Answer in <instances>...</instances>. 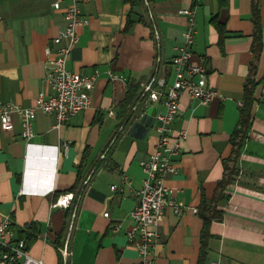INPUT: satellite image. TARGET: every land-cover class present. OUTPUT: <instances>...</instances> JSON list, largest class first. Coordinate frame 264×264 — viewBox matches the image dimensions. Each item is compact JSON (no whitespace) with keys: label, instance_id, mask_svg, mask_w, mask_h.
Masks as SVG:
<instances>
[{"label":"crops","instance_id":"0c3cea01","mask_svg":"<svg viewBox=\"0 0 264 264\" xmlns=\"http://www.w3.org/2000/svg\"><path fill=\"white\" fill-rule=\"evenodd\" d=\"M52 1L0 0L3 102L32 107L41 92L53 93L45 49L56 46L53 38L66 20ZM73 1L64 0L63 7ZM76 1L89 24L79 28L68 68L100 73L91 105L61 129L54 127V115L39 110L29 141L18 118L12 130L0 122V221L10 216L28 252L47 264L138 263L127 232L146 178L141 162L155 149L157 115L164 107L139 96L124 117L117 93L132 81L141 95L153 76L173 82L171 59L188 26L182 10L194 7L192 60L206 66L218 96L208 104L188 93L181 98L172 126L175 132L185 129L187 138L177 156L178 171L167 175V184L189 207L181 215L166 208L156 264H264V0H259L263 48L258 58L254 0H228L224 6L218 0H142L134 9L126 0ZM131 10L133 22L127 27ZM250 77L257 82L252 124L218 200L223 217L212 222L201 259L199 209L203 201H215L219 182L234 166L231 139L240 126ZM69 192L75 194L69 207L53 205ZM60 234L61 247L56 243Z\"/></svg>","mask_w":264,"mask_h":264},{"label":"built area","instance_id":"2783aa9c","mask_svg":"<svg viewBox=\"0 0 264 264\" xmlns=\"http://www.w3.org/2000/svg\"><path fill=\"white\" fill-rule=\"evenodd\" d=\"M63 2L53 0L52 4L55 9L64 10L66 26L53 38L56 46L45 49L47 81L53 93L41 92L32 107L0 100L1 124L5 129L12 130L18 118L22 126L21 134L27 141L35 135L34 121L39 110L54 115V127L61 129L75 114L87 109L100 76L98 71L86 74L68 68L73 48L79 42V28L88 25L89 18L82 15L76 0L66 7H63ZM182 12L188 16V26L183 34V43L176 47L171 59L175 74L173 82L168 84L165 79L153 76L140 95V99L161 102L164 109L157 115L158 141L155 149L141 162L146 178L138 191L137 205L131 212L133 225L127 232L129 241L139 252L137 264H156V246L161 239L159 225L166 208L171 207L181 215L189 207L175 196L173 188L167 184V175L178 171L177 156L187 138L185 129L175 132L172 126L180 111L181 98L188 93L200 103L208 104L218 96V91L208 83L206 66L192 60L196 34L195 8H185ZM64 146L67 149L69 142ZM112 188L117 186L112 185ZM74 197L72 192L62 194L53 205L67 208ZM194 210L197 211L196 208ZM105 215L109 213L105 212ZM16 233L12 218L5 216L0 221V264H47L43 259L33 257L27 250L26 240L17 237Z\"/></svg>","mask_w":264,"mask_h":264},{"label":"trees","instance_id":"16d2710c","mask_svg":"<svg viewBox=\"0 0 264 264\" xmlns=\"http://www.w3.org/2000/svg\"><path fill=\"white\" fill-rule=\"evenodd\" d=\"M129 2L134 9L137 5L141 4L142 0H126ZM221 6L227 5L228 0H218ZM132 10L129 14L127 27H129L133 19L131 17ZM252 20L255 24V32H254V41H253V49L255 52L256 57L258 58L259 54L263 48V24L261 21V14L259 8V0H254L253 2V13H252ZM257 82L254 78L250 77L246 86H245V97L243 101V105L240 108V126L235 130L233 137L231 139L233 145L235 146L234 149V157L232 158L234 161V166L231 168V172L229 177L223 178L219 182V196L216 198L213 203H208L203 201L199 212L204 219V229L202 233V242H203V250L201 251V259L204 258L206 250H204V246H207V240L212 235L211 233V224L213 221H220L223 217L222 210L218 207V200L223 196V190L225 189L226 185L229 183L231 176L236 171V160L242 145L244 138L246 137L253 119V107L256 101V97L254 95L255 87ZM140 96V87L134 84L132 81H128L126 88L117 93V102L121 108V113L124 117L128 115V108L132 106ZM23 236V235H22ZM27 238H30V235H27ZM62 234H60L57 239L56 243L59 247L63 245L60 241L62 238ZM62 257V253L60 252Z\"/></svg>","mask_w":264,"mask_h":264},{"label":"rangeland","instance_id":"374dc122","mask_svg":"<svg viewBox=\"0 0 264 264\" xmlns=\"http://www.w3.org/2000/svg\"><path fill=\"white\" fill-rule=\"evenodd\" d=\"M232 168V167H231Z\"/></svg>","mask_w":264,"mask_h":264}]
</instances>
